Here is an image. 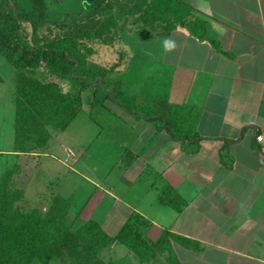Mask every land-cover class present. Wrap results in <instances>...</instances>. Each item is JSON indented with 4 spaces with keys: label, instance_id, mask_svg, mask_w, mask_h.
Segmentation results:
<instances>
[{
    "label": "crops",
    "instance_id": "0c3cea01",
    "mask_svg": "<svg viewBox=\"0 0 264 264\" xmlns=\"http://www.w3.org/2000/svg\"><path fill=\"white\" fill-rule=\"evenodd\" d=\"M179 1L187 16L168 31H122L125 62L101 77L108 94L143 98L156 103L154 111L114 97L109 110L79 118L82 93L97 81L76 95V86L57 79L62 92L77 96L76 112L65 128L49 130L55 138L42 149L23 152L12 91V136L3 154L13 159V182L16 165L29 170L30 186L21 189L28 208L59 196L79 224L93 220L110 236L134 217L149 240L179 236L171 241L180 264H264V0ZM69 3L60 11L72 13L77 4L82 13V0ZM14 69L15 76L34 75ZM28 192L34 198L26 203Z\"/></svg>",
    "mask_w": 264,
    "mask_h": 264
},
{
    "label": "trees",
    "instance_id": "16d2710c",
    "mask_svg": "<svg viewBox=\"0 0 264 264\" xmlns=\"http://www.w3.org/2000/svg\"><path fill=\"white\" fill-rule=\"evenodd\" d=\"M30 1L37 12L32 34L23 26L28 14L20 2L0 0V54L16 69L34 73L18 71L15 83V141L23 152L42 149L49 130L65 128L75 114L79 89L98 73L88 64L93 44H113L128 27L168 31L186 18L188 9L179 0H82V13L67 12L60 20H52L43 0ZM41 70L44 73H35ZM57 79L68 80L78 88L77 94L62 92ZM4 182L0 188V264H47L54 255L69 264H99L98 254L115 241L134 251L142 262L153 257V248H170V264H180L171 241H181L179 236L164 233L156 241L149 240L141 230L143 224L134 217L115 236L93 220L72 231L66 219L70 204L63 198L55 196L44 213L23 209L17 205L22 190Z\"/></svg>",
    "mask_w": 264,
    "mask_h": 264
},
{
    "label": "rangeland",
    "instance_id": "374dc122",
    "mask_svg": "<svg viewBox=\"0 0 264 264\" xmlns=\"http://www.w3.org/2000/svg\"><path fill=\"white\" fill-rule=\"evenodd\" d=\"M17 1L20 2L18 4H20V6L24 9L26 17L28 14V19H24L23 26L27 32H30V34H32L34 30L32 22L36 21L37 19L36 18L37 12L34 11L35 6L30 0H17ZM43 2L45 4V12L47 16L51 18L52 20L54 19L60 20L64 15V12L60 11L63 9V5L70 4L69 0H43ZM76 6H75V9H72L74 11V12L72 11V13L75 16L78 15L79 13L78 8H76ZM135 32H138V30H135ZM126 43L128 44L125 38L120 36L116 39V41L112 45H107V44L98 43V42L93 44L92 47L94 49V54L89 56L88 64L92 66L95 63V68L98 71L97 76L95 78V81H97V84H93L94 86L92 88H89L83 91L82 96L85 101L83 100V104H84L82 108L83 111L81 110L79 114V118L81 117L87 118V115L84 113L85 110H109L108 107L112 106V103L110 102L114 97L117 99L119 98L118 100L124 103L125 105L127 106L130 105V107H132L133 105L135 108H138L139 110L154 111L155 108L157 107L156 103L154 104L149 103V101L147 102V100H144L143 98H138V99L132 98V100L128 101V99L124 98V96H119V97H117V95L112 96L110 93L108 94V92L105 91V86L103 85H106L107 80L104 79L102 81L101 79L102 73H104L107 67L110 65H114V64L122 65L125 62V56L123 55L124 49L122 46ZM119 48L121 49V51H117V49ZM92 60L94 61L93 63H92ZM14 72L16 71L14 67L12 66V64L10 63V61L7 59V57L0 54V73H1L0 75V188L2 187V185H4L5 183L4 181H7L8 182L7 187H9L12 183L14 187L19 188L21 186L20 189H22V187H25L26 189V187L30 186V184L29 186L27 184L28 183L27 176L29 174L28 168H26V165L23 163L16 165L14 168V173L16 175L14 177H15V180L17 181L13 182L12 181L13 168L10 169L13 159H10V157H7L6 155L3 154L4 148L5 146H8V144L10 143L11 136H12V117H13L12 110H15L14 101L12 98V91H14V94L16 95L15 77L17 79V76H15ZM35 73L40 75V73H44V72L41 70V71H36ZM120 74L121 73H119L117 76H119ZM95 92H96V95L94 96L95 97L94 99L93 97H91V95H94ZM91 98H93V100ZM106 99H108L109 101ZM89 102L92 103V105H90ZM97 120L102 123L99 117H97ZM74 126L77 129L79 127V123H76ZM100 126L101 124L93 125V128L91 127L90 129H88L89 131H88V135L86 139L91 138L92 133H94V131L99 129ZM51 135H52V138H55V136L53 135H56V133L51 132ZM73 135L74 134H72V139L76 141L77 139L74 138ZM104 138H105V135L102 133L100 136V139H104ZM86 139L85 141H87ZM97 157L99 156L92 155L91 157H88V158L89 160H92ZM18 181H20V183H18ZM30 183H36L39 185L40 188H42L41 182L35 181V182H30ZM67 185H68L67 187H71L68 181H67ZM13 186L11 185V187ZM22 198H20L17 201V205H19L23 209H27V210L31 209V208H28L29 206H27L24 203ZM33 198H34L33 192L32 194L28 192V194L26 195V203L31 202V199ZM52 203H53V200L49 203V205L47 204L46 206L44 205L43 206L35 205V206H39L40 207L39 210L42 213H44L47 211L49 206L52 205ZM31 204L32 205H30V207H32L34 203H31ZM76 213L77 212H73L69 209L67 217H66L67 225L70 226V230L72 231L77 227V225L80 222H82L81 220H77L78 213L77 214ZM153 252H154V255L151 259L142 262L140 260L141 258H139V256L134 251L128 249L124 244H121L118 241H115V242H111L108 246L105 247V249H103L98 254L99 255L98 259L100 260L99 264H158V263L170 264V257H171L170 248L165 247L161 250H156V251L153 248ZM183 252L184 251L182 249H177L176 253L180 257H185L183 256ZM69 263H68V260L61 261L57 257V255H54L53 257L49 259L47 264H69ZM33 264H42V263L39 261H35Z\"/></svg>",
    "mask_w": 264,
    "mask_h": 264
},
{
    "label": "clouds",
    "instance_id": "9594fccd",
    "mask_svg": "<svg viewBox=\"0 0 264 264\" xmlns=\"http://www.w3.org/2000/svg\"><path fill=\"white\" fill-rule=\"evenodd\" d=\"M167 47H168V48H172V47H174V45H172V44L169 43V44L167 45Z\"/></svg>",
    "mask_w": 264,
    "mask_h": 264
},
{
    "label": "built area",
    "instance_id": "2783aa9c",
    "mask_svg": "<svg viewBox=\"0 0 264 264\" xmlns=\"http://www.w3.org/2000/svg\"><path fill=\"white\" fill-rule=\"evenodd\" d=\"M261 138H262V136L260 135V136H257V138H256V139H257L258 141H260V140H261Z\"/></svg>",
    "mask_w": 264,
    "mask_h": 264
}]
</instances>
